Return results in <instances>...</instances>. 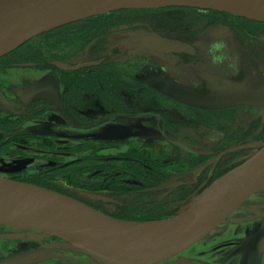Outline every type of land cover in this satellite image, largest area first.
I'll use <instances>...</instances> for the list:
<instances>
[{
	"label": "flooded vegetation",
	"instance_id": "1",
	"mask_svg": "<svg viewBox=\"0 0 264 264\" xmlns=\"http://www.w3.org/2000/svg\"><path fill=\"white\" fill-rule=\"evenodd\" d=\"M263 86L264 23L177 6L71 22L0 57V176L118 220H169L264 145L263 110L202 101ZM64 245L0 225V264H98ZM159 264H264V190Z\"/></svg>",
	"mask_w": 264,
	"mask_h": 264
},
{
	"label": "water",
	"instance_id": "2",
	"mask_svg": "<svg viewBox=\"0 0 264 264\" xmlns=\"http://www.w3.org/2000/svg\"><path fill=\"white\" fill-rule=\"evenodd\" d=\"M172 6L214 10L264 23V0H0V57L71 22L115 10ZM238 102L264 111V86L205 99L202 104ZM4 164L18 169L32 166L30 161ZM261 190L264 145L185 210L203 203L196 213L177 223L118 220L61 193L0 176V225L57 237L65 242L60 249L85 254L98 264H159L213 233ZM19 259L2 264H15Z\"/></svg>",
	"mask_w": 264,
	"mask_h": 264
},
{
	"label": "clouds",
	"instance_id": "3",
	"mask_svg": "<svg viewBox=\"0 0 264 264\" xmlns=\"http://www.w3.org/2000/svg\"><path fill=\"white\" fill-rule=\"evenodd\" d=\"M227 47V43L224 41H217L213 42L209 46V54L212 57V64L214 66H220L225 61L229 60L230 58L227 56V54L224 52V49ZM229 67H235V65L230 64Z\"/></svg>",
	"mask_w": 264,
	"mask_h": 264
},
{
	"label": "bare ground",
	"instance_id": "4",
	"mask_svg": "<svg viewBox=\"0 0 264 264\" xmlns=\"http://www.w3.org/2000/svg\"><path fill=\"white\" fill-rule=\"evenodd\" d=\"M202 204L203 203H200V204L198 203L195 206H193V208H191L190 210L184 211L179 216L169 219L170 223H177L180 220H183L184 218H186L188 215L196 213L199 210V208L202 206Z\"/></svg>",
	"mask_w": 264,
	"mask_h": 264
}]
</instances>
